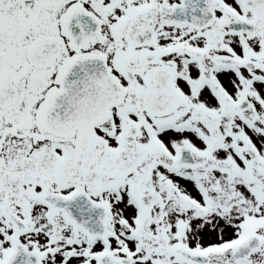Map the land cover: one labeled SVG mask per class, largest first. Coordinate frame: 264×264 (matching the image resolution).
I'll list each match as a JSON object with an SVG mask.
<instances>
[{"label": "snow or ice", "instance_id": "snow-or-ice-1", "mask_svg": "<svg viewBox=\"0 0 264 264\" xmlns=\"http://www.w3.org/2000/svg\"><path fill=\"white\" fill-rule=\"evenodd\" d=\"M0 264H264V0H0Z\"/></svg>", "mask_w": 264, "mask_h": 264}]
</instances>
